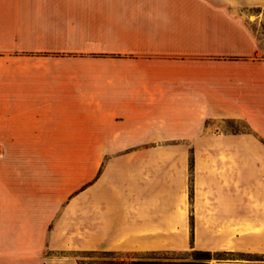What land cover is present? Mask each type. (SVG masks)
<instances>
[{
  "label": "crops",
  "instance_id": "1",
  "mask_svg": "<svg viewBox=\"0 0 264 264\" xmlns=\"http://www.w3.org/2000/svg\"><path fill=\"white\" fill-rule=\"evenodd\" d=\"M185 144L193 242L264 254V0H0V264L179 250Z\"/></svg>",
  "mask_w": 264,
  "mask_h": 264
},
{
  "label": "rangeland",
  "instance_id": "2",
  "mask_svg": "<svg viewBox=\"0 0 264 264\" xmlns=\"http://www.w3.org/2000/svg\"><path fill=\"white\" fill-rule=\"evenodd\" d=\"M212 125L216 126L220 132L219 137L223 138L224 135L228 136H239L241 134H251V130L249 127L241 121H226L220 123H212ZM201 153H225L227 152V147L223 144H213L207 145L199 148ZM194 147L191 145H182V146H174L168 147V152L175 154H183L187 161L186 170H185V180L187 183V197L188 202L185 205V215H184V242L182 248L179 250L173 251H164L159 254H163L168 257L173 258H183L190 259L191 254L195 251L198 252H211L213 254L212 264H264V254H250V253H239V252H227L223 250H202L199 249V245L193 242V230H192V218H191V169H190V159L193 155ZM0 154H3V147H0ZM101 254L102 251H70V252H55V257L60 260L71 259L77 262L79 260L85 261H93L97 260V255L93 258H90V253ZM124 260H137L146 258L150 255H146L144 257H138L134 255H120Z\"/></svg>",
  "mask_w": 264,
  "mask_h": 264
},
{
  "label": "trees",
  "instance_id": "3",
  "mask_svg": "<svg viewBox=\"0 0 264 264\" xmlns=\"http://www.w3.org/2000/svg\"><path fill=\"white\" fill-rule=\"evenodd\" d=\"M90 258L97 255V260H79L78 264H212L213 254L211 252L195 251L190 259L173 258L163 254L153 253L150 256L137 260H124L119 254L113 252H102L101 254L90 253Z\"/></svg>",
  "mask_w": 264,
  "mask_h": 264
}]
</instances>
